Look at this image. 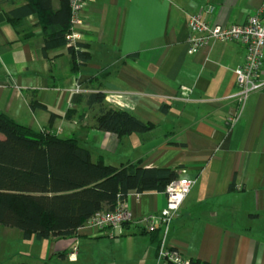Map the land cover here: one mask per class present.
I'll list each match as a JSON object with an SVG mask.
<instances>
[{"label": "crops", "instance_id": "0c3cea01", "mask_svg": "<svg viewBox=\"0 0 264 264\" xmlns=\"http://www.w3.org/2000/svg\"><path fill=\"white\" fill-rule=\"evenodd\" d=\"M24 3L0 0V113L36 132L76 139L93 162L195 177L164 245L187 260L264 264V85L230 127L244 47L216 43L189 54L187 43L188 16L205 5L213 7L210 22L230 26L256 14L264 0H88L76 30L89 60L76 70L68 45L43 53L36 15L9 22L8 12ZM259 79L264 83V65ZM74 86L81 91L69 96ZM92 91L105 94V108L153 128L121 138L99 131V107L86 102ZM125 202L131 220L122 232L80 227L73 257L72 237L24 240L0 226V264H169L157 257L161 231L148 233L143 221L165 207V194L130 192Z\"/></svg>", "mask_w": 264, "mask_h": 264}, {"label": "trees", "instance_id": "16d2710c", "mask_svg": "<svg viewBox=\"0 0 264 264\" xmlns=\"http://www.w3.org/2000/svg\"><path fill=\"white\" fill-rule=\"evenodd\" d=\"M23 1L8 12L9 22L16 25L34 14L42 29L44 54L66 45L69 0ZM68 52L74 70L89 60L85 51L72 46ZM105 97L101 91L86 95L89 107H99L95 116L99 131L121 138L153 128L127 111L105 108ZM37 106L44 108L32 101L31 107ZM53 119L52 114L50 123ZM177 176L176 170L168 168L93 162L76 139L58 138L49 128L36 132L0 113V226L20 231L24 240L72 237L95 213L114 210L128 193L163 192ZM189 264L210 263L190 259Z\"/></svg>", "mask_w": 264, "mask_h": 264}, {"label": "built area", "instance_id": "2783aa9c", "mask_svg": "<svg viewBox=\"0 0 264 264\" xmlns=\"http://www.w3.org/2000/svg\"><path fill=\"white\" fill-rule=\"evenodd\" d=\"M87 1L69 0L70 18L66 45L72 46L76 51H83V48L77 45L81 35L77 32L76 27L83 23L82 11ZM212 12L213 7L205 5L202 11L188 16V53L193 54L202 47L216 43L236 42L244 47V61L234 69L236 92L230 96L235 99L238 106L235 114L227 120L230 127H233L238 122L242 108L249 95L259 91L264 85L259 79L262 66L264 65V5L256 14L249 16L244 23L230 26H221L210 22L208 16ZM80 91L79 86H74L69 91V96ZM189 93V89L182 88L183 95L187 96ZM68 107H70V101H68ZM196 181L195 177L177 176L176 179L167 184L163 191L166 196L165 207L158 214H148L143 218L146 231H153L156 228L161 229L163 240L157 250V257L160 261L169 264H189V260L185 259L177 249L164 245V237L181 204L194 187ZM130 220V209L126 202L123 201L118 203L112 211L95 213L87 220L84 226L97 233L105 229L120 233L123 226ZM72 241L75 246L69 254L70 257H73L77 250L76 237L72 236Z\"/></svg>", "mask_w": 264, "mask_h": 264}]
</instances>
